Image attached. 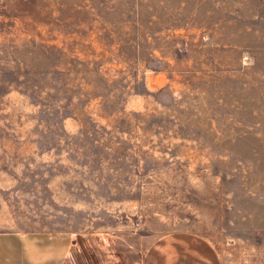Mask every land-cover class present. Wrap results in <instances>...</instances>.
I'll return each instance as SVG.
<instances>
[{"label":"rangeland","instance_id":"1","mask_svg":"<svg viewBox=\"0 0 264 264\" xmlns=\"http://www.w3.org/2000/svg\"><path fill=\"white\" fill-rule=\"evenodd\" d=\"M0 231L264 264V0H0Z\"/></svg>","mask_w":264,"mask_h":264},{"label":"crops","instance_id":"2","mask_svg":"<svg viewBox=\"0 0 264 264\" xmlns=\"http://www.w3.org/2000/svg\"><path fill=\"white\" fill-rule=\"evenodd\" d=\"M153 250L148 264H220L215 249L208 243L194 242ZM72 247L65 232L0 231V264H63Z\"/></svg>","mask_w":264,"mask_h":264}]
</instances>
